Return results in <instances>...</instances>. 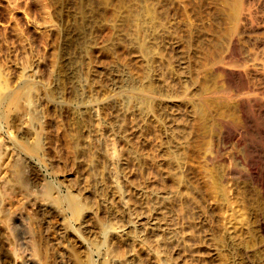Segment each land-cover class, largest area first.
Instances as JSON below:
<instances>
[{
	"label": "rangeland",
	"instance_id": "1",
	"mask_svg": "<svg viewBox=\"0 0 264 264\" xmlns=\"http://www.w3.org/2000/svg\"><path fill=\"white\" fill-rule=\"evenodd\" d=\"M90 1L0 0L1 91L23 90L18 103H3L9 112L0 120V264H264V196L238 158L252 144L264 149L256 133L264 115L232 103L224 91L234 88L225 76L233 71L212 64L215 54H235L231 39L243 53L234 69L249 52L262 54L264 0ZM145 80L157 95L144 106L136 91ZM223 123L241 129L243 143L231 139L217 158ZM67 198L80 200L79 216L68 212Z\"/></svg>",
	"mask_w": 264,
	"mask_h": 264
},
{
	"label": "bare ground",
	"instance_id": "2",
	"mask_svg": "<svg viewBox=\"0 0 264 264\" xmlns=\"http://www.w3.org/2000/svg\"><path fill=\"white\" fill-rule=\"evenodd\" d=\"M87 1V0H86ZM89 1V0H88ZM91 1H93V0H91ZM91 1L89 2V4L91 3ZM243 1V0H242ZM246 1V0H245ZM257 1V0H256ZM262 1L263 0H261V4H262ZM99 2V1H98ZM97 2V3H98ZM101 2V1H100ZM104 3H106V1H103ZM108 2H109V0H108ZM157 2V1H156ZM227 2H229V1H227ZM226 2V3H227ZM248 2V1H247ZM247 2H244V3H247ZM259 2V1H258ZM183 3V2H182ZM240 3V2H239ZM252 3V2H251ZM86 4L87 3H85V6L84 7H86ZM103 4V3H102ZM181 4V3H180ZM229 4V3H228ZM236 4V3H235ZM250 4V3H249ZM260 4V5H261ZM182 5V4H181ZM230 5H233V4H230ZM239 5V4H238ZM245 5V4H244ZM259 5V6H260ZM264 5V4H263ZM90 6V5H89ZM226 5L224 4V6L223 7H225ZM248 7H249V5H248ZM253 7V6H252ZM264 7V6H263ZM245 8H247V7H245ZM245 8H242V9H245ZM258 8V7H257ZM211 9V8H210ZM237 9V8H236ZM254 9V8H253ZM260 9L262 10V8L260 7ZM87 10V9H86ZM86 10H85V12H86ZM181 10V9H180ZM225 10V9H224ZM227 10H229V9H226V15H227ZM246 10V9H245ZM89 11V10H88ZM186 11H187V9H186ZM230 11V10H229ZM241 11V10H240ZM252 11V10H251ZM254 11V10H253ZM260 11V10H259ZM84 12V11H83ZM152 12V11H151ZM180 12V11H179ZM230 12H232V11H230ZM255 12V11H254ZM253 12V13H254ZM258 12V11H257ZM261 12V11H260ZM218 13V12H217ZM225 13V12H224ZM236 14H238V13H236ZM243 15H242V19L244 20V19H246L247 17L244 15V13H242ZM134 15H135V13H134ZM134 15H131V16H134ZM139 15V14H138ZM153 15V14H152ZM228 15L229 16H231V14H229L228 13ZM233 15V14H232ZM247 15V14H246ZM264 15V14H263ZM215 16V15H214ZM258 16V15H257ZM260 16V15H259ZM228 17V16H227ZM250 17V16H249ZM248 17V18H249ZM255 17V16H254ZM234 18V17H233ZM236 18V17H235ZM247 18V19H248ZM220 19V18H219ZM251 19V18H250ZM231 20H233V19H231ZM238 20V19H237ZM236 20V21H237ZM242 20V21H243ZM234 21V20H233ZM252 21V20H251ZM262 21H264V20H262ZM230 22V21H229ZM244 22V21H243ZM247 22V21H246ZM260 22H261V18H260ZM260 22H256V23H260ZM153 23H155V22H153ZM233 23H235V22H233ZM253 23V22H252ZM262 23V22H261ZM140 24V23H139ZM212 24V23H211ZM231 24V23H230ZM250 24V23H249ZM263 24H264V22H263ZM159 25V24H158ZM232 25V24H231ZM243 25V24H242ZM247 25V24H246ZM245 25V26H246ZM260 25V24H259ZM138 26H140V25H138ZM142 26V25H141ZM208 26V25H207ZM256 26H258V25H256ZM158 27V26H157ZM231 27V26H230ZM229 27V28H230ZM241 27H243V26H241ZM249 27V26H248ZM250 27H251V25H250ZM253 27H254V25H253ZM259 28H261L260 26H258ZM228 28V29H229ZM255 28V27H254ZM142 29V28H141ZM149 29V28H148ZM225 29V28H224ZM228 29L227 30H224V31H228ZM242 29H244V28H242ZM241 29V30H242ZM251 29V28H250ZM258 29V28H257ZM77 30H79L78 28H77ZM129 30V29H128ZM143 30V29H142ZM150 30V29H149ZM211 30V29H210ZM232 30V28H230V31ZM240 30V29H239ZM238 30V31H239ZM256 30V29H255ZM259 31H261V29H258ZM134 31V30H133ZM217 31V30H216ZM237 31V32H238ZM264 31V30H263ZM90 33H92L91 31H89ZM141 32V31H140ZM225 32V33H226ZM244 32V31H243ZM246 32H247V29H246ZM246 32H244V33H246ZM254 32V31H253ZM257 32V31H256ZM256 32H254V33H256ZM83 33H85V32H83ZM89 33V34H90ZM145 33V32H144ZM157 33V32H156ZM217 33H218V31H217ZM249 32H247V34H248ZM263 33V32H262ZM82 34V33H81ZM220 34H221V32H220ZM219 34V35H220ZM231 34H232V32H231ZM241 34V33H240ZM156 35V34H155ZM233 35V34H232ZM79 36V35H78ZM82 36V35H81ZM212 36V35H211ZM216 36V35H215ZM224 36V35H223ZM222 36V34H221V37H223ZM231 36V35H230ZM254 36V35H253ZM80 37V36H79ZM78 37V38H79ZM85 37V36H84ZM88 37V36H87ZM158 37V36H157ZM157 37H155V39H157ZM201 37V36H200ZM209 37V36H208ZM245 37H246V34H245ZM76 38V37H75ZM224 38V37H223ZM251 38H252V36H251ZM254 38V37H253ZM253 38H252V40H253ZM73 39V38H72ZM144 39V38H143ZM218 39L220 40V38L218 37ZM225 39H226V37H225ZM237 39V38H236ZM236 39H231V41L229 42L230 43V45L231 46H233L232 47V49L234 48V51H235V54L233 53V52H227V53H224L223 51V53H224V55L223 56H216L217 54H215V51H213L212 53L213 54H215V57H213V63L212 64H216L217 65V67L218 68H222V69H224V71L223 72H225V70H228V71H233V72H229V73H227L226 74V72H225V74L222 72V69H220L221 71H219V69L218 68H216L217 70H218V72H221V73H223V75H225L226 77H228V84L229 83H232V84H230V85H233L234 86V88L233 89H229V87H228V89L229 90H226L225 89V96H229V98H231V102H232V99L234 100V102H235V104H237L238 106H240L241 108H243L245 111H246V109L248 108V107H254L255 109H256V111H257V113H259V114H263L264 115V51L262 52V54H253V53H255L254 51L253 52H251L252 54H247L246 55V59L250 62L249 64H247L248 63V61L247 62H245L246 61V59H244V57H243V59L245 60H243L244 62L242 63V65L240 64V66H241V68L240 69H238V66H237V68H232L231 66H233V65H235L233 62V59H235V57L234 56H238V55H242L243 53L242 52H240V51H238L237 50V47H235L236 45H238V44H236L237 43V41H236ZM240 39V38H239ZM249 39V38H248ZM262 39V38H261ZM260 39V40H261ZM81 40V39H80ZM140 40V39H139ZM142 40V39H141ZM198 40V39H197ZM215 40V39H214ZM219 40H217V42H219ZM238 40V39H237ZM241 40H242V38H241ZM239 41V42H242L243 43V40L242 41ZM89 43H90V41H89V39L87 40ZM152 41V40H151ZM209 41V40H208ZM207 41V42H208ZM220 41H222V40H220ZM264 41V40H263ZM81 42V41H80ZM85 42V41H84ZM197 42V41H196ZM83 43V42H82ZM135 43V42H134ZM199 43V42H198ZM257 43V42H256ZM260 43V42H259ZM258 43V44H259ZM264 43V42H263ZM72 44V43H71ZM75 44V43H74ZM84 44V43H83ZM207 44H209V43H207ZM222 44V43H221ZM226 44H227V40H226ZM253 44H254V42H253ZM261 44V43H260ZM68 45V44H67ZM78 45H80V44H78ZM148 45V44H147ZM205 45V44H204ZM203 45V46H204ZM217 45V44H216ZM222 45H224L225 47H226V45H225V43L224 44H222ZM257 45V44H256ZM262 45V44H261ZM133 46H134V44H133ZM139 46V45H138ZM184 46V45H183ZM182 46V47H183ZM186 46V45H185ZM218 46V45H217ZM220 46V45H219ZM218 46V47H219ZM242 46V45H241ZM240 46V47H241ZM70 47V46H69ZM88 47V46H87ZM135 47V46H134ZM142 47H144V46H142ZM151 47L152 46H150V49H151ZM199 47V46H198ZM205 47H206V45H205ZM204 47V48H205ZM211 47V46H210ZM244 47V46H243ZM261 47V46H260ZM260 47H258V48H260ZM136 48V47H135ZM138 48V47H137ZM146 48H147V46H146ZM153 48V47H152ZM184 48V47H183ZM216 48V47H215ZM220 48H222V47H220ZM89 49V48H88ZM92 49V48H91ZM140 49V48H139ZM205 49H208V48H205ZM204 49V50H205ZM212 49V48H211ZM210 49V50H211ZM224 49V48H223ZM222 49V50H223ZM239 49V48H238ZM255 49V51L257 50L256 49V47L254 48ZM137 50V49H136ZM141 50H143V48L141 49ZM152 50H154V49H152ZM156 50V49H155ZM179 50V49H178ZM218 50H221V49H218ZM226 50V49H225ZM244 50H245V47H244ZM247 50V49H246ZM245 50V51H246ZM250 50V49H249ZM83 51V50H82ZM146 51H147V49H146ZM197 51V50H196ZM200 50H198V52H199ZM208 51V50H207ZM228 51V50H227ZM241 51H243V50H241ZM262 51V50H261ZM84 52L86 53V51L84 50ZM137 52H139V50L137 51ZM148 52V51H147ZM135 53H136V51H135ZM143 53H144V51H143ZM149 53H151L150 51H149ZM207 53H210V52H207ZM212 53H210V54H208V56L209 55H211ZM153 54H155V53H153ZM160 54V53H159ZM184 54V53H183ZM198 54V53H197ZM201 54H202V52H201ZM204 54H206V53H203L202 55H204ZM220 54H221V52H220ZM146 55H148V54H146ZM145 55V56H146ZM151 55V54H150ZM157 55H158V53H157ZM180 55V54H179ZM79 56V55H78ZM77 56V57H78ZM153 56V55H152ZM73 57V56H72ZM149 57V56H148ZM147 57V58H148ZM155 57V56H154ZM157 57V56H156ZM168 57V56H167ZM199 57V56H198ZM212 56H210V58H211ZM142 58V57H141ZM157 58H160V57H157ZM156 58V59H157ZM199 58H201V57H199ZM206 58V57H205ZM170 59V58H169ZM198 59V58H197ZM197 59H196V61H197ZM203 59V58H202ZM236 59H237V57H236ZM239 59V58H238ZM237 59V60H238ZM242 59V58H241ZM143 60V59H142ZM141 60V61H142ZM147 60V59H146ZM149 60V59H148ZM209 60V59H208ZM139 61V60H138ZM157 61V60H156ZM199 61V60H198ZM211 61V60H210ZM239 61H240V59H239ZM238 61V62H239ZM153 62V61H152ZM136 63H138V62H136ZM142 63V62H141ZM149 63V62H148ZM156 63V62H155ZM192 63V62H191ZM196 63V62H195ZM199 63V62H198ZM201 63V62H200ZM203 63V62H202ZM209 63V62H208ZM153 64V63H152ZM159 64V63H158ZM195 65V64H194ZM138 66V65H137ZM200 66V65H199ZM203 66V65H202ZM207 66H208V64H207ZM219 66H221V67H219ZM148 67V66H147ZM156 67V66H155ZM160 67V66H159ZM192 67V66H191ZM198 67V65L196 66V68ZM211 67V66H210ZM92 68V67H91ZM137 67H135V69H136ZM161 68V67H160ZM194 68V67H193ZM138 69V68H137ZM146 69V66H145V68L143 67V66H141V68H140V73H141V76H147V74H146V71H147V69ZM186 69V68H185ZM216 69L214 68V70L216 71ZM168 70V69H167ZM207 70H210L209 68L207 69ZM206 70V71H207ZM137 71V70H136ZM151 71V70H150ZM153 71V70H152ZM196 71H197V69L195 70L194 69V72L196 73ZM204 71V70H203ZM211 71V70H210ZM139 72V71H138ZM138 72H137V75H138ZM157 72V71H156ZM192 72V71H191ZM198 72V71H197ZM205 72V71H204ZM208 72V71H207ZM212 72H214V71H212ZM161 73V72H160ZM173 73V72H172ZM187 73V72H186ZM195 73H194V77H196L195 76ZM215 73H217V72H215ZM153 74H156V73H153ZM152 74V75H153ZM189 74V73H188ZM201 74V73H200ZM157 75H158V73H157ZM177 75V74H176ZM199 75V74H198ZM211 75H212V73H211ZM139 76V75H138ZM141 76H140V78H141ZM145 76V77H146ZM150 76V75H149ZM213 76V75H212ZM218 76V75H217ZM151 77V76H150ZM167 77V76H166ZM193 77V78H194ZM201 77V76H200ZM220 77V76H219ZM139 78V77H138ZM143 78V77H142ZM157 78V77H156ZM169 78V77H168ZM199 78V77H198ZM136 79V78H135ZM151 79H152V77H151ZM196 79V78H195ZM258 81V82H256V80ZM136 80H138V79H136ZM141 80V79H140ZM148 80V79H147ZM147 80H145V81H147ZM189 80V79H188ZM194 80V79H193ZM139 81V80H138ZM152 81V80H151ZM163 81H165V80H163ZM172 81V80H171ZM190 81V80H189ZM157 81H155V83H156ZM159 82H161V80L159 81ZM159 82H157V83H159ZM180 82V81H179ZM197 82V81H196ZM201 82V84H204V83H202L203 81H200ZM206 82H208V81H206ZM140 83V82H139ZM156 83V84H157ZM184 83V82H183ZM190 83V82H189ZM195 83V82H194ZM209 83V82H208ZM213 83V82H212ZM160 84H162V83H159L158 85H159V87H160ZM196 84V83H195ZM157 85V86H158ZM168 85V84H167ZM184 85V84H183ZM208 85V84H207ZM224 85V84H223ZM230 85H227V86H230ZM135 86V85H134ZM137 86V85H136ZM135 86V87H136ZM156 86V87H157ZM165 86V85H164ZM169 86V85H168ZM170 86H171V84H170ZM181 87H182V85H180ZM197 86V85H196ZM201 86V85H200ZM199 86V87H200ZM159 87H158V89H159ZM166 87V86H165ZM174 87V86H173ZM175 87H176V85H175ZM195 87V86H194ZM193 87V88H194ZM205 87V86H204ZM206 87H208V86H206ZM209 87H212L211 85L209 86ZM218 87V86H217ZM232 87V86H231ZM155 88V87H154ZM154 88H153V84H152V82H149V81H147V83H142V84H140V85H138V87H137V91H136V94L138 95V97L137 98H139L138 100H140V103H142V104H144V106H145V104H149V105H152V101L154 100V98H156V95H155V93H156V89H155V91H154ZM179 88V87H178ZM187 88V87H186ZM192 88V89H193ZM218 88H220V87H218ZM224 88V87H223ZM1 89H2V87L0 86V120H4L5 118H6V116H7V112H9V111H6L5 109H2V106H3V103H5V102H7L8 104L9 103H18L19 102V99H20V97H21V95H22V93H23V90H22V92L21 91H12V92H9V93H5V94H3L2 92L3 91H1ZM161 89H162V87H161ZM160 89V90H161ZM167 89V88H166ZM176 89V88H175ZM180 89V88H179ZM201 89V88H200ZM210 89V88H209ZM209 89H206L207 91L209 90ZM222 89V88H221ZM221 89H220V91H221ZM27 89H25V91H26ZM199 90V89H198ZM197 90V91H198ZM203 90L204 89H202V94H203ZM158 91V90H157ZM164 91V90H163ZM167 91V90H166ZM173 91V90H172ZM182 91V90H181ZM192 91V90H191ZM201 91V90H200ZM219 91V90H218ZM217 91V92H218ZM28 91H26V93H27ZM159 92V91H158ZM161 92V91H160ZM159 92V93H160ZM196 92V91H195ZM213 92H216V89H214V91ZM212 92V93H213ZM164 93H166V92H164ZM168 93V92H167ZM187 93V92H186ZM185 93V94H186ZM191 93V92H190ZM209 93V92H208ZM222 93V92H221ZM50 94V93H49ZM197 94V93H196ZM199 94V93H198ZM214 94V93H213ZM212 94V95H213ZM24 95H25V93H24ZM23 95V96H24ZM160 95V94H159ZM171 95V94H170ZM180 95H182V93L180 94ZM186 95H188V94H186ZM26 96V95H25ZM24 96V97H25ZM172 96V95H171ZM194 96V95H193ZM209 97H211V96H209ZM213 97V96H212ZM23 98V97H22ZM21 98V99H22ZM159 98V97H158ZM217 98V97H216ZM215 98V99H216ZM133 99V98H132ZM163 99V98H162ZM193 99V98H192ZM219 98H217L216 100H218ZM137 100V99H136ZM157 100V99H156ZM183 100H185V98L183 99ZM187 100V99H186ZM189 100V99H188ZM207 100H211V99H207ZM212 100H214V99H212ZM216 100H215V102L213 103V101H212V103H213V105L215 106V103H216ZM223 102H224V100H226V98L224 99H221ZM134 101H135V98H134ZM169 101V100H168ZM168 101H167V103H168ZM181 100H179V102H180ZM195 101H196V99H195ZM157 101H155V103H156ZM159 102V101H158ZM193 102V101H192ZM197 102V101H196ZM220 102V101H219ZM136 103V102H135ZM164 103V102H163ZM167 103H165V104H167ZM171 103V102H170ZM186 103H191L190 101L188 102H186ZM194 103V102H193ZM192 103V104H193ZM225 103V105H226V103H227V101H225L224 102ZM233 103V102H232ZM196 104V103H195ZM194 104V105H195ZM210 104H211V101H210ZM217 104V103H216ZM221 104V103H220ZM219 104V105H220ZM228 104H230V103H228ZM137 105V104H136ZM149 105H147L145 108H147ZM154 105V104H153ZM156 105V104H155ZM157 105H159V104H157ZM234 105V104H233ZM232 105V106H233ZM236 105V106H237ZM7 106H9V105H7ZM217 106V105H216ZM215 106V107H216ZM224 106V105H223ZM4 107V106H3ZM12 107V106H11ZM14 107V106H13ZM162 107V106H161ZM165 107H167V106H165ZM179 107H181V106H179ZM178 107V108H179ZM193 107V106H192ZM196 107V106H195ZM214 107V108H215ZM226 107V106H225ZM225 107H223L222 109H223V111H225L224 109H225ZM229 107H230V105H229ZM144 108V109H145ZM158 108H160V107H158ZM183 108V107H182ZM211 108V107H210ZM218 109H220V107H217ZM227 108V107H226ZM234 109H235V106L233 107ZM8 109V108H7ZM10 109V108H9ZM8 109V110H9ZM21 109V108H20ZM74 109V108H73ZM138 109V108H137ZM136 109V110H137ZM142 109V108H141ZM147 109H149V107L147 108ZM146 109V110H147ZM155 109V108H154ZM161 109V108H160ZM160 109H158V110H160ZM181 109V108H180ZM198 109V108H197ZM228 109V108H227ZM226 109V110H227ZM230 109V108H229ZM232 109V108H231ZM242 109V110H243ZM255 109H254V111H255ZM150 110V109H149ZM157 110V111H158ZM162 110V109H161ZM160 110V111H161ZM164 110V109H163ZM191 110V109H190ZM209 110V109H208ZM217 110V109H216ZM216 110H214V111H216ZM253 110V109H252ZM139 111V110H138ZM142 112H144L143 110H141ZM151 111V110H150ZM156 111V112H157ZM159 111V112H160ZM171 111V110H170ZM186 111V110H185ZM212 111H213V109H212ZM211 111V112H212ZM218 111V110H217ZM76 112V111H75ZM141 112V113H142ZM164 112V111H163ZM230 111H228V113H229ZM244 112V111H243ZM247 112V111H246ZM140 113V112H139ZM139 113H138V115H139ZM140 113V114H141ZM146 113V112H145ZM151 113V112H150ZM193 113V112H192ZM213 113V112H212ZM245 113V112H244ZM244 113H242V114H244ZM143 114V113H142ZM183 114V113H182ZM194 114H195V111H194ZM209 114V113H208ZM208 114H206V116L208 115ZM214 114V113H213ZM144 115H147V114H144ZM149 115H151V114H149ZM156 115H158V114H156ZM169 115V114H168ZM167 115V116H168ZM175 115V114H174ZM173 115V116H174ZM177 115V114H176ZM181 115V114H180ZM226 115V114H225ZM245 115V114H244ZM251 115V114H250ZM8 116H9V113H8ZM160 116V115H159ZM162 116V115H161ZM179 116V115H178ZM212 116V115H211ZM211 116H209V117H211ZM151 117V116H150ZM209 117H208V119H209ZM244 117H246V120L249 122L250 121V117L251 116H248L247 117V115L246 116H244ZM162 118V117H161ZM178 118V117H177ZM140 119L142 120V118L140 117ZM139 119V120H140ZM179 119H180V117H179ZM140 120V122H139V124L142 122ZM152 120H153V118H152ZM216 120V119H215ZM150 121V120H149ZM148 121V122H149ZM154 121V120H153ZM171 121H172V119H171ZM222 121V120H221ZM246 121V122H247ZM155 122V121H154ZM153 122V123H154ZM207 122H208V120H207ZM215 122V121H214ZM231 122V121H230ZM251 122V121H250ZM247 123V124H251V123ZM77 123H78V121H77ZM211 123H212V121H211ZM254 123V122H253ZM143 124V123H142ZM155 124V123H154ZM167 124V123H166ZM224 124V123H223ZM145 125V124H144ZM208 125H210V124H208ZM216 125V124H215ZM214 125V126H215ZM225 125V127L222 129V131H221V133H220V135H219V137H218V145H216L217 146V148L214 150V152L216 153V154H218V155H216L214 152V154L216 155V157L217 158H219L221 155H220V153H223V152H221V151H223L224 150V148H225V146H226V143H228V141L230 142V140L231 139H234V138H236V142L238 143V144H241V143H243V139H242V136H241V134H242V130L241 129H232V128H230L228 125H226V123L224 124ZM176 126V125H175ZM180 126H182V125H180ZM184 126V125H183ZM218 126V125H217ZM147 127V126H146ZM157 127V126H156ZM172 127V126H171ZM185 127V126H184ZM193 127V126H192ZM219 127V126H218ZM248 127H250V125L248 126ZM77 128H78V125H77ZM81 128V127H80ZM154 128V127H153ZM213 128V127H212ZM251 128V127H250ZM252 128H254L253 127V125H252ZM251 128V129H252ZM140 129H142V128H140ZM176 129V128H175ZM181 129V128H180ZM146 130V129H145ZM187 130V129H186ZM195 130V129H194ZM214 131L215 130H217V129H213ZM119 131V130H118ZM149 131V130H148ZM192 131V130H191ZM218 131V130H217ZM216 131V132H217ZM219 131V132H220ZM254 131V130H253ZM218 132V133H219ZM114 133V132H113ZM139 133V132H138ZM184 133V132H183ZM186 133V132H185ZM184 133V134H185ZM218 133H216V134H218ZM254 133V132H253ZM256 133H259V134H261V135H263L262 137L264 138V128L262 129H257V132ZM76 134H78V133H76ZM214 134V133H213ZM114 135V134H113ZM260 135V136H261ZM81 136V134L79 135V137ZM156 136V135H155ZM179 136V135H178ZM212 136H215V134L214 135H212ZM218 136V135H217ZM120 137V136H119ZM148 137V136H147ZM177 137V136H176ZM77 138H78V136H77ZM140 138V137H139ZM182 138H183V136H182ZM206 138V137H205ZM159 139V138H158ZM195 139V138H194ZM78 140V139H77ZM254 140V139H253ZM234 141V140H233ZM39 142L40 141H38V140H36L35 139V141L32 143V145H28L27 146V151H29V152H36L37 150H38V148H39ZM114 142H115V140H114ZM211 142V141H210ZM217 142V141H216ZM41 143V142H40ZM176 143V142H175ZM187 143V142H186ZM192 143V141L190 142V144ZM209 142H207V144H208ZM248 143V142H247ZM259 144V143H258ZM193 145V144H192ZM25 146V145H24ZM175 146V145H174ZM195 146V145H194ZM207 147H209V145H206ZM234 146V145H233ZM236 146V145H235ZM259 145H256V144H252L250 147H249V152L246 154V155H243V156H238V158L240 159V162H241V165L243 166H246L247 168H248V170H250L251 171V173H252V175L254 176V178H255V180H256V182H257V184L260 186V190H261V192H262V194H263V196H264V169L262 168L263 166H262V164L264 163V149H262V148H260V147H258ZM261 146V145H260ZM206 147V148H207ZM115 148V147H114ZM180 148V147H179ZM190 148V147H189ZM193 148V147H192ZM211 148V147H210ZM25 149V150H26ZM128 149V148H127ZM183 149V148H182ZM209 149V148H208ZM208 149H206V150H208ZM116 150V149H115ZM192 150V149H191ZM198 150V149H197ZM212 150V149H211ZM247 150V149H246ZM179 151H181V150H179ZM213 151V150H212ZM191 152V151H190ZM196 153H197V151H195ZM205 152H208V151H205ZM237 152V151H236ZM114 153H116V152H114ZM239 153V152H238ZM246 153V152H245ZM211 154V153H210ZM231 155V154H230ZM214 156V155H213ZM128 157V156H127ZM126 157V158H127ZM210 159H212V158H210ZM209 159V160H210ZM172 160V159H171ZM90 161V160H89ZM135 161V160H134ZM169 161H170V159H169ZM188 161V160H187ZM213 161V160H212ZM217 162V161H216ZM117 163V162H116ZM140 163V162H139ZM153 163V162H152ZM201 163V162H200ZM207 163V162H206ZM212 163V162H211ZM185 164V163H184ZM205 164V163H204ZM240 164V163H239ZM206 165H209V164H206ZM91 166V165H90ZM21 168V167H20ZM104 168V167H103ZM212 168V167H211ZM22 169V168H21ZM97 169H99V168H97ZM190 170V169H189ZM212 170V169H211ZM235 170V169H234ZM147 172V171H146ZM183 172V171H182ZM209 172H212V171H209ZM180 173V172H179ZM204 173V172H203ZM207 173H208V171H207ZM206 173V174H207ZM219 173V172H218ZM250 173V172H249ZM89 174H90V172H89ZM213 174V173H212ZM211 174V175H212ZM238 174V173H237ZM190 175V174H189ZM221 175V174H220ZM235 175V174H234ZM89 176V175H88ZM91 176V175H90ZM128 176V175H127ZM170 176V175H169ZM200 176V175H199ZM213 177L215 176L216 178H218L217 177V175H212ZM211 176V178L209 177V176H207V177H209L210 179H212V181L214 180L213 179V177ZM219 176V175H218ZM206 177V176H205ZM214 177V178H215ZM221 177V176H220ZM235 177V176H234ZM244 177V176H243ZM91 178V177H90ZM138 178V177H137ZM203 178V177H202ZM253 178V177H252ZM87 179H88V177H87ZM96 179V178H95ZM118 179H120V178H118ZM152 179V178H151ZM235 179V178H234ZM17 180L21 183V184H27V181L25 180V178H24V175H23V173L21 172V170L18 168L17 169ZM186 180V179H185ZM192 180V179H191ZM202 180V179H201ZM207 180H209V179H207ZM219 180V179H218ZM215 183H217V184H219L218 183V181L216 182V181H214ZM104 183V182H103ZM211 183V182H210ZM173 184V183H172ZM171 184V185H172ZM110 185V184H109ZM156 185V184H155ZM213 185V184H212ZM219 186V185H218ZM217 186V187H218ZM100 187H101V185H100ZM158 187V186H157ZM174 187H176V186H174ZM187 187V186H186ZM216 187V188H217ZM240 187V186H239ZM26 188V187H25ZM114 188V187H113ZM164 188V187H163ZM199 188V187H198ZM151 189V188H150ZM186 189V188H185ZM211 190V189H210ZM231 190V189H230ZM114 192V196L116 197V198H119V192L120 191H118L117 190V188L115 189V191H113ZM154 192V191H153ZM184 192V191H183ZM48 193H49V190H48ZM100 193V192H99ZM161 194V193H160ZM103 195V194H102ZM119 195V196H118ZM168 195V194H167ZM162 196V195H161ZM103 197V196H102ZM74 198V197H73ZM64 199V198H63ZM112 199V198H111ZM130 199V198H129ZM132 199V198H131ZM155 199V198H154ZM65 200V199H64ZM63 200V201H64ZM80 201V200H79ZM78 200H76V199H72V198H67L66 199V204H67V208H68V212L72 215V217H77V216H79V214H81V212H82V209H83V206H82V204H81V202H79ZM117 201V200H116ZM115 201V202H116ZM156 201V200H155ZM53 202H55L56 204H58V205H60L61 203H62V201L60 200V198L59 199H54L53 200ZM97 203V202H96ZM106 203V202H105ZM116 204V203H115ZM119 204V203H118ZM95 205V204H94ZM117 205V204H116ZM107 206V205H106ZM112 206V205H111ZM134 206V205H133ZM205 207V206H204ZM119 208V207H118ZM121 208V207H120ZM131 208H133V207H131ZM130 208V209H131ZM163 208V207H162ZM124 209V208H123ZM116 211V210H115ZM123 211V210H122ZM126 211V210H125ZM129 211H132V210H129ZM202 212V211H201ZM213 212V211H212ZM115 213V212H114ZM122 213H124V212H122ZM125 215V214H124ZM129 216V215H128ZM72 217H70V219L72 220L73 218ZM118 217V216H117ZM117 217H116V219H117ZM193 217V216H192ZM129 218V217H128ZM121 219V218H120ZM74 220V219H73ZM76 220H77V218H76ZM72 223V222H71ZM123 223V222H122ZM197 226V225H196ZM254 229V228H253ZM199 231V230H198ZM240 231V230H239ZM189 232V231H188ZM85 233V232H84ZM83 232H81L80 230H77V232H76V238H78L81 242L80 243H84V242H86L87 240H86V236H85V234H84ZM245 233V232H244ZM250 235V234H249ZM190 236V235H189ZM260 236V235H259ZM236 237V236H235ZM222 239V238H221ZM259 241V240H258ZM189 242V241H188ZM262 242V241H261ZM33 243V242H32ZM122 243V242H121ZM241 243V242H240ZM243 244V243H242ZM249 244H250V242H249ZM252 244V243H251ZM125 245V244H124ZM130 245V244H129ZM187 245V244H186ZM220 245V244H219ZM133 246V245H132ZM192 246V245H191ZM248 246V245H247ZM125 247V246H124ZM246 247V246H245ZM126 249V248H125ZM188 250V249H187ZM121 251V250H120ZM193 252H195V251H193ZM190 253V252H189ZM228 253V252H227ZM39 254V249H38V247L36 246V244L35 243H33V246H32V253H31V255L34 257V256H37ZM123 256V255H122ZM38 257V256H37ZM121 257V256H120ZM206 258V257H205ZM221 259H223V258H221ZM32 260V259H31ZM174 260V259H173ZM241 260V259H240ZM33 261V262H32ZM32 261H30L32 264H36L35 263V259H33ZM125 261V260H124ZM141 261V260H140ZM188 261V260H187ZM207 261V260H206ZM246 261V260H245ZM136 262V261H135ZM175 262V261H174ZM202 262V261H201ZM225 262V261H224ZM125 263V262H124ZM87 264H94V262L93 261H91V260H89L88 261V263ZM140 264V263H139ZM173 264V263H172Z\"/></svg>",
	"mask_w": 264,
	"mask_h": 264
}]
</instances>
